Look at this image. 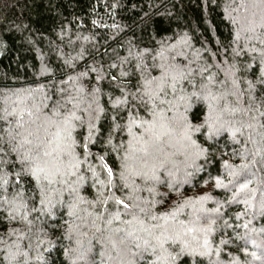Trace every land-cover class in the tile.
Wrapping results in <instances>:
<instances>
[{"label":"snow or ice","instance_id":"snow-or-ice-1","mask_svg":"<svg viewBox=\"0 0 264 264\" xmlns=\"http://www.w3.org/2000/svg\"><path fill=\"white\" fill-rule=\"evenodd\" d=\"M198 7L0 84V264H264V0Z\"/></svg>","mask_w":264,"mask_h":264},{"label":"trees","instance_id":"trees-1","mask_svg":"<svg viewBox=\"0 0 264 264\" xmlns=\"http://www.w3.org/2000/svg\"><path fill=\"white\" fill-rule=\"evenodd\" d=\"M114 0H0V17H7L16 24L27 25L26 29L0 32L7 48L0 47V84L20 87L37 79L35 73L43 61L50 66L60 63L57 53H69L68 41L83 35H94V42L74 39V50L81 44L91 49L93 43L103 46L112 29L93 25L92 20L102 24L127 23L131 25L145 12L161 13L167 8L181 24H197V18L206 13L198 5L201 0H119L120 7L110 10ZM176 7L173 9L172 4ZM135 5V7H133ZM150 5H156L152 8ZM214 16V14H213ZM214 22V21H213ZM10 25H5L7 29ZM61 27L68 29L63 37ZM131 35V33H129ZM115 46V45H113ZM15 78V79H13Z\"/></svg>","mask_w":264,"mask_h":264}]
</instances>
